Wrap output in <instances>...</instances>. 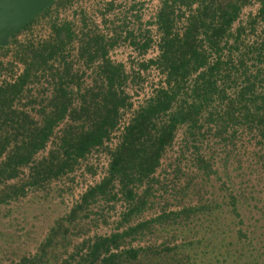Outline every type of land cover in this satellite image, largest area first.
<instances>
[{
  "label": "trees",
  "instance_id": "trees-1",
  "mask_svg": "<svg viewBox=\"0 0 264 264\" xmlns=\"http://www.w3.org/2000/svg\"><path fill=\"white\" fill-rule=\"evenodd\" d=\"M244 1L246 0H229L221 6L222 23L215 28L207 23L214 9L203 5L198 14L192 18L183 39L165 37L161 65L169 70V88L160 90L156 97L138 112L114 153L110 175L83 195L81 203L73 208L69 216L71 219L76 218L79 210L85 209L100 195L115 197L110 192L115 178H119L122 182L125 196L134 202L133 208L125 216L126 219L138 210L141 211L146 204V198L140 197L136 200V193L131 185L155 171L164 150L172 143L179 125H187L186 139L190 144L189 147L195 149V152H199L196 149L202 148L201 144L207 141L208 135L224 143H232L234 146L241 135L247 139L259 136V140H264V93L260 90L264 87V41L248 45L239 39L235 40L231 48L239 52L238 57L236 56L239 59L232 55L226 60L218 59L214 65L202 70L190 90L187 89L189 77L201 67L207 66L208 58L199 50L196 40L198 29L203 27L211 30L209 42L214 49L219 50L231 22L237 16ZM46 11L48 9L44 12ZM262 12L264 14V7ZM160 18L163 28L168 33L171 18L170 8L167 5L163 8ZM55 31V38L44 43L42 49L36 51L32 59L28 57V53L27 58L23 57L27 68L21 79L15 84L0 87V185L10 179L21 177V169L45 147L54 127L64 119L71 106L72 97L63 83L55 89L53 97L48 102L43 98H31L28 101L31 107L16 103L26 92V84L37 79V71L46 67L45 59L55 55L71 36L68 26L56 28ZM93 44L99 45V40L95 39L83 48V54L90 59L93 56L89 50ZM103 72L107 76L108 87L105 90L99 88L100 90L90 91L83 98V106L79 110L72 111L74 120H82L86 123V118L90 123L89 127L85 129L83 126L69 124L60 145L62 155L59 151H53L49 158L33 165L29 180L3 193V200L24 194L28 185H39L51 177H58L73 169L78 158L102 143L103 138L116 123L119 108L127 101L115 87L117 83L121 84L123 81L122 68L107 63L103 67ZM174 102H178L177 108L171 113L169 121L158 128L156 119L171 108ZM35 114L40 118L37 119ZM203 115L207 125L201 124ZM226 155L228 157L229 153ZM196 160L198 168L210 173L213 168L211 159L198 154ZM231 202L236 208L237 196H233ZM183 208L180 211L164 213L121 232L86 240L78 247L76 254L79 255L85 247L88 248L87 253L79 255V260L76 258L77 255H73L63 264H195L190 253L178 254L180 253L178 249H185L187 246L197 247L196 243L199 241L183 242L172 248L166 247L167 250H173L172 253L168 251L171 258L166 261L165 255L152 253L154 250L151 247L121 248V244L125 243L127 238L133 240L155 224H168L169 221L179 223L200 210L210 209L211 205H192ZM57 230L63 239H68L69 228L61 223L53 228V236L47 239L42 249L55 239ZM239 236H243L241 230ZM222 252L224 256H229V251ZM220 253L215 250L212 254L213 258L218 257ZM156 256L158 262L154 263ZM30 263H32L30 259L23 258L16 264Z\"/></svg>",
  "mask_w": 264,
  "mask_h": 264
},
{
  "label": "built area",
  "instance_id": "built-area-1",
  "mask_svg": "<svg viewBox=\"0 0 264 264\" xmlns=\"http://www.w3.org/2000/svg\"><path fill=\"white\" fill-rule=\"evenodd\" d=\"M229 0H55L48 11L42 13L39 18L32 21L27 27L20 30L11 38L10 43L0 48V87L17 83L25 74L27 64L21 57L22 52L34 46L43 45L53 40L56 36V28L68 26L70 38L64 45L48 59V69L37 71L38 78H43L41 84L45 86V93H37L39 82H28L26 89H30L39 98L53 97L55 89L60 83L70 92L73 104L80 105L81 92L84 89L94 88L97 83L94 79L99 76V85L107 88L108 79L101 72L107 63L120 66L126 76L122 82L121 90L125 92L127 101L119 108L116 125L103 138L101 144L92 147L84 156L78 158L82 177L74 173H65L63 180L68 179V185L73 187L82 183L84 189L80 195L73 194L70 197L71 206L81 203L83 195L92 187L101 183L110 175V167L114 153L122 142L127 128L132 123L138 112L152 101L160 90L168 89L169 70L161 65L163 55V44L165 37L183 39L190 27L192 18L198 14L203 5L214 9L212 17L207 23L212 28L219 27L222 23L221 6ZM170 8L171 26L167 33L162 26L160 14L165 6ZM264 7L263 0H246L241 3L237 16L231 22L227 35L223 42L228 46L234 41H240L253 45L264 41ZM211 8V10H212ZM211 30L200 27L196 34L199 50L204 52L208 58L207 66L201 67L193 73L187 83V89L193 85L198 74L207 67L212 66L218 59H224L238 54V51L229 49H214L209 42ZM98 39L99 45L93 44L89 50L93 61L87 60L83 54V48ZM30 46V47H29ZM100 46V48H99ZM70 72L72 77H66ZM77 76V77H76ZM74 78V79H73ZM74 81V82H71ZM117 86V85H116ZM260 90L264 93V87ZM26 99L22 98V102ZM22 104V103H21ZM178 102L162 113L156 119L157 127L169 121L171 113L177 108ZM29 109V107H27ZM201 117V124L207 125L206 120ZM62 125L56 127L47 141L44 149H50L57 144V131ZM187 125H179L175 131L172 143L164 150L159 165L148 177L134 182L136 200L140 197L146 198L143 207V220L155 219L164 213L174 210L171 198L181 199L188 192V181L185 176L175 179L173 170L177 165L178 171L183 167L185 173L196 171V152L190 149L193 164L186 163L182 159L185 149L179 146L186 139ZM255 137V136H254ZM259 139V136L255 137ZM181 142V144H180ZM212 142V141H211ZM37 154L30 163L22 168L29 175L37 158ZM187 156V154H186ZM204 156L208 159L207 156ZM195 157V159H194ZM179 158V159H178ZM178 159L177 163L172 160ZM176 162V160H175ZM76 177V178H74ZM74 178V179H73ZM59 182V181H54ZM115 184L120 183L118 178L113 180ZM148 193V196L145 194ZM127 200V199H126ZM128 201V200H127ZM124 210H128L126 201ZM181 208V207H180ZM111 232L127 229L124 216L118 214L115 223L109 225ZM111 234V233H110Z\"/></svg>",
  "mask_w": 264,
  "mask_h": 264
},
{
  "label": "rangeland",
  "instance_id": "rangeland-1",
  "mask_svg": "<svg viewBox=\"0 0 264 264\" xmlns=\"http://www.w3.org/2000/svg\"><path fill=\"white\" fill-rule=\"evenodd\" d=\"M221 44L219 50H232V45L228 46L229 43ZM30 46L28 51L22 52L21 57L27 58L28 53V57L32 59L34 53L42 49V45L34 46L31 44ZM238 55L239 52L236 56L238 57ZM49 58L45 59L46 67L44 68L46 69H48L47 61ZM226 59L227 57L223 60ZM87 60L91 62L93 57L91 59L87 57ZM248 64L251 65V62L248 61ZM101 72L104 74L103 69ZM122 73L124 80L126 73L123 72V69ZM70 76L72 77L68 71L66 77L70 78ZM99 76L98 74L97 78L94 79V82L97 83L94 88L84 89L80 93L82 100L80 105L73 104L71 100L68 113L54 127L55 129L62 125L57 131L56 146L52 145L50 149H44L39 154L37 152V158L33 161V165L49 158L53 151H59L62 155L60 145L65 129L69 124L83 126L85 129L89 127L90 123L87 122L88 119L86 118V123L82 120H74L72 111L79 110L83 106V98L90 91H97L102 88L99 85ZM104 76L106 75L104 74ZM42 79L40 77V80L33 79L30 81L40 83L37 93L47 91L40 82ZM122 82L121 84L117 83L115 87L120 94L126 97L125 92L121 90ZM103 89L105 90V88ZM25 91L21 97L25 98L26 101L22 102L21 98L16 103L19 102L20 105L22 103L31 107L28 104L31 98L42 99L33 94L30 89H25ZM43 99L48 102L51 97ZM36 107L39 106L36 105ZM35 116L37 119L40 118L38 114ZM206 140L201 144V149H196L199 151L196 152V159L198 154L207 156L213 161L212 170L207 173L196 165V171L189 172L187 175L183 167L181 171H178L177 167L179 166H175L173 170L175 179L178 176H185L187 182L189 178L188 192L181 199L176 197V192L171 201L172 206L176 209L174 211H180L183 207L192 205H211V208L204 209L205 211L200 210L179 223L169 221L168 224H155L133 240L127 238L125 243L121 244V248L132 246L147 249L151 247L154 250L152 253L165 255L166 261L171 258L168 251L170 253L173 251L167 250L166 247L172 248L183 242L199 241L196 243L197 247L187 246L185 249H178L180 252L178 254L190 253L195 264H264V140L255 137L247 139L241 135L237 139L236 146L212 138L211 135H208ZM189 146L187 139L184 140L182 146H179V149H185L179 163L184 160L186 167L188 163L193 164L189 152L193 148ZM226 153H229L230 157H226ZM178 159H175L176 162L175 160L172 162L175 164ZM79 164L76 163L74 168L68 170L67 173L75 172L82 177ZM198 165H200L199 162ZM21 171V177L10 179L5 184L0 185V264H16L23 258L30 259L32 261L30 264H63L64 261L70 260L73 255H77V249L84 241L113 233L109 225L115 223L118 214L124 216L127 228L151 220L142 221V217L143 219L145 217L139 210L126 219L125 216L133 208L134 202L125 196L119 178L120 183L115 184L113 182L111 185L110 192L115 197L110 198V195L98 196L85 209L79 210L78 216L73 219L69 216L76 205L71 206L70 197L73 191L74 194H81L84 189V179L80 178L82 183L79 182L71 187L67 184L68 179L63 180L66 172L58 177H51L39 185H28L24 194H19V196L12 194L14 197H7L3 200V193L20 185L21 182L29 180L32 170L29 175L26 174V171L22 169ZM54 181L59 182L54 183ZM133 189L135 191V185ZM145 196L150 198L148 193ZM233 196L238 198L236 208L231 202ZM121 200L126 201L128 210H124L125 205L120 203ZM237 212L238 214H236ZM61 223L69 228L68 239H63L57 230L55 239H52L48 246L42 249L47 239L53 236V228ZM240 230L243 232L241 237L239 236ZM210 249L221 253L218 257L213 258L214 251H210ZM224 250L229 251V256L222 254ZM87 251L88 248L85 247L79 252V255H84ZM79 255L76 256L78 260L80 259ZM155 259L154 263H157L158 256Z\"/></svg>",
  "mask_w": 264,
  "mask_h": 264
},
{
  "label": "water",
  "instance_id": "water-1",
  "mask_svg": "<svg viewBox=\"0 0 264 264\" xmlns=\"http://www.w3.org/2000/svg\"><path fill=\"white\" fill-rule=\"evenodd\" d=\"M55 0H0V46L49 9Z\"/></svg>",
  "mask_w": 264,
  "mask_h": 264
}]
</instances>
